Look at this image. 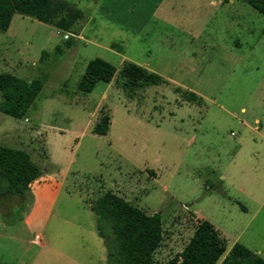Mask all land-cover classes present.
I'll list each match as a JSON object with an SVG mask.
<instances>
[{
	"label": "rangeland",
	"instance_id": "rangeland-1",
	"mask_svg": "<svg viewBox=\"0 0 264 264\" xmlns=\"http://www.w3.org/2000/svg\"><path fill=\"white\" fill-rule=\"evenodd\" d=\"M66 1L85 14L73 32L16 14L0 35V74L45 82L26 119L0 112V148L26 151L44 177L0 202V264H107L91 210L106 191L161 214L158 263L199 220L227 241L218 264L236 243L264 258V16L243 0ZM97 58L116 74L81 93ZM127 62L167 83L129 89Z\"/></svg>",
	"mask_w": 264,
	"mask_h": 264
},
{
	"label": "trees",
	"instance_id": "trees-1",
	"mask_svg": "<svg viewBox=\"0 0 264 264\" xmlns=\"http://www.w3.org/2000/svg\"><path fill=\"white\" fill-rule=\"evenodd\" d=\"M264 16V0H243ZM23 15L71 33L85 18L84 12L66 0H0V35L6 33L13 17ZM71 44V42H68ZM116 67L97 58L90 61L78 83V90L88 94L98 83L110 84ZM129 89L148 88L167 83L159 74L127 62L121 72ZM45 85L42 79L28 81L11 73L0 74V112L12 118L26 119ZM188 102H202L194 92L176 88ZM111 125L109 116H101L93 132L105 136ZM154 174V172H150ZM43 177L29 153L0 148V202L12 196L31 193L33 183ZM97 231L104 240L107 264H218L227 252V241L209 221L199 220L183 250L163 263L156 252L164 239L161 214H147L112 191L103 192L92 204ZM221 264H264V258L236 243Z\"/></svg>",
	"mask_w": 264,
	"mask_h": 264
},
{
	"label": "crops",
	"instance_id": "crops-1",
	"mask_svg": "<svg viewBox=\"0 0 264 264\" xmlns=\"http://www.w3.org/2000/svg\"><path fill=\"white\" fill-rule=\"evenodd\" d=\"M158 9H159V7L154 11V13H153V16H156L157 15V13H158ZM137 65V64H136ZM138 66H140V65H138ZM141 67V66H140ZM142 68H144V67H142ZM144 69H146V68H144ZM146 70H148V69H146ZM148 71H150V70H148ZM150 72H152V71H150ZM153 73H155V72H153ZM157 74V73H156ZM179 87V86H178ZM177 87V88H178ZM181 90H183V88H181V87H179ZM44 180V177H42L41 179H39L38 181H36V182H40V181H43ZM33 184H35V183H33ZM32 189V188H31ZM44 191H45V188H42V187H38L36 190H34L33 191V193H34V197H35V204H34V206L32 207V209H31V212L29 213V214H27V218H26V223H29L30 222V220L32 219V217H33V215H34V213H35V211L37 210V207H38V202H39V199H40V196H42L43 194H44ZM223 261V260H222Z\"/></svg>",
	"mask_w": 264,
	"mask_h": 264
}]
</instances>
